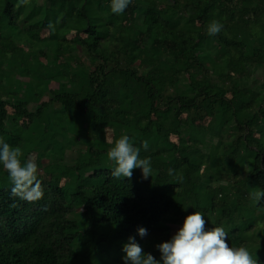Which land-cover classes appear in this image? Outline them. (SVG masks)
Here are the masks:
<instances>
[{"label":"trees","instance_id":"16d2710c","mask_svg":"<svg viewBox=\"0 0 264 264\" xmlns=\"http://www.w3.org/2000/svg\"><path fill=\"white\" fill-rule=\"evenodd\" d=\"M109 3L30 0L24 5L20 0H0V88L7 91L0 93V105L18 101V105L46 107L58 102L66 109L96 113L98 118L107 111L117 119L121 108L130 107L138 121L156 122L158 115L170 109L154 105L155 95L175 89L190 60L200 65L197 48L209 54L223 49L235 66H241L239 71H222L223 63L215 61L214 73L224 74L218 83L224 92L215 95L223 105L218 131L230 125L232 131L224 139L231 149L215 147V154H209L228 155L232 173L228 192L234 189L264 210V199L259 203L253 199V193L264 190V44L246 46L251 38L264 40V0H132L119 15L110 11ZM171 16L176 17L174 25ZM213 20L222 23L223 29L209 36L206 29ZM240 29L248 34L244 43ZM244 47L253 52L248 63L237 56ZM228 75L233 77L229 82ZM215 96L201 94L207 103ZM143 129L148 130V123ZM198 168L195 164L191 169ZM111 171L95 170L93 177L104 174L114 181ZM238 174H243L241 179ZM40 182L43 196L34 202L13 195L11 186L0 188V264H69L74 257L77 221L69 215L75 204L61 186ZM161 182L175 185L173 180ZM200 185L198 194L203 192ZM216 187L222 189L220 183ZM91 189L93 195L84 201L82 188L73 199H81L85 209L98 211L96 219L115 223L120 234L141 241L136 229L144 227L143 238L157 245L164 242L163 232L170 239L181 226L170 223L168 216L176 202L171 205L161 188L137 187L133 176L126 183L108 182ZM205 195L197 211L206 220L216 205ZM163 217L159 236L153 228ZM236 219L244 222L241 213ZM223 228L228 236L234 234L230 225ZM109 254L119 256L118 251ZM256 256L258 264H264V255Z\"/></svg>","mask_w":264,"mask_h":264},{"label":"rangeland","instance_id":"374dc122","mask_svg":"<svg viewBox=\"0 0 264 264\" xmlns=\"http://www.w3.org/2000/svg\"><path fill=\"white\" fill-rule=\"evenodd\" d=\"M170 18L174 25L176 17ZM1 25L7 28L6 21ZM240 34L243 35L242 43L246 42L248 34L244 29H240ZM262 44L264 40L251 38L246 46ZM213 48L211 46L212 50ZM252 53V49L247 50L244 47L237 56L243 63H248ZM228 58L223 49L219 53L215 50L213 54H209L203 48H197L200 65L190 60L188 67L184 66L179 74L176 88L166 89L155 95L154 105L159 108L168 106L170 109L166 114L158 115L156 122L147 118L138 121L134 109L130 107L121 108L118 114L120 118L117 119L112 118L107 111L98 118L96 113L78 112L76 108L66 109L58 102L46 107L38 103L18 105V101L0 105V137L12 147L22 149V162L30 156L35 157L39 168L37 179L61 186L65 189L69 202L75 204L69 216L77 221L74 231L78 232V238L72 244L74 257L69 264H124L122 246L127 243L130 235L120 234L115 223L96 219L99 217L98 211L85 209L81 206V199H73V194L79 188L83 189L84 201L93 195L92 187L108 182H128V178L123 177L109 181L104 174L93 177L95 170H112L113 164L107 158V151L112 147L108 140L119 138L122 133L128 134L137 145L143 140L148 141V150L141 149L140 158H150L152 175L143 179L141 170L134 169L133 183L137 187L161 188L171 205L176 202V207L170 208L168 213L170 223L181 225L187 215L197 211L200 199L196 187L201 184L200 189L212 197L216 205L212 208L213 213L206 216L207 229L230 225L234 230V234L228 236L230 246H244L256 258L257 254L264 255V210L258 209L253 200H247L235 193L234 189L228 192V181L232 180L226 157L228 155L218 152L213 156L216 148H228V152L231 149L224 137L232 128L227 124L218 131L217 124L216 127L212 126L213 117L210 115L212 111L223 106L221 99L215 96L219 95V78L224 75L214 73L216 59L223 63L222 71H239L241 68ZM7 72L5 77L9 74ZM187 72H193L200 78H190ZM260 73L262 74V70ZM232 78L228 75L226 79L229 82ZM62 88L64 86L61 84L59 89ZM205 88L210 89L212 94ZM5 89L0 88L1 95L7 92ZM200 93L215 97L211 103H207ZM171 97L173 98L170 99ZM41 100L42 96L39 97V101ZM145 123H148L147 131L143 129ZM195 164L199 168L190 170ZM242 176L243 174H238L237 179ZM171 180L175 182L174 186L161 182ZM219 183L222 189L216 187ZM9 186L8 174L3 165H0V188ZM203 203L204 201L199 202L201 206ZM237 213L243 215L244 222L236 219ZM161 220L154 224L155 231L153 228V232L159 236L163 232L165 217ZM160 239L167 241L169 237L163 232ZM136 241L145 253H151L157 260L160 259L155 242L148 238H142L141 241L139 238ZM113 251H118L119 256H111L109 253L112 254Z\"/></svg>","mask_w":264,"mask_h":264},{"label":"clouds","instance_id":"9594fccd","mask_svg":"<svg viewBox=\"0 0 264 264\" xmlns=\"http://www.w3.org/2000/svg\"><path fill=\"white\" fill-rule=\"evenodd\" d=\"M28 5L30 0H20ZM132 0H110L109 8L113 14H122ZM51 23L49 28H51ZM223 24L213 20L207 25V35L220 33ZM112 145L107 151V158L112 162L111 175L114 178L131 179L133 170L139 168L143 179L152 175L150 158H140L141 149L147 151L149 143L143 140L139 145L132 138L122 133L119 138L109 139ZM20 147H12L3 137H0V165L8 174L11 192L20 199L34 202L42 198L43 188L37 179L39 168L35 157H28L23 162ZM172 170H169V174ZM253 199L259 203L264 199V190L253 193ZM206 220L202 213L194 211L187 215L179 229L167 241L155 247L160 253L157 260L151 253H145L136 239L129 236L127 243L122 246L124 264H258V260L246 247L229 245L228 233L223 227L206 229ZM137 234L143 238L147 229L138 227Z\"/></svg>","mask_w":264,"mask_h":264},{"label":"crops","instance_id":"0c3cea01","mask_svg":"<svg viewBox=\"0 0 264 264\" xmlns=\"http://www.w3.org/2000/svg\"><path fill=\"white\" fill-rule=\"evenodd\" d=\"M188 74H189L190 78L195 77V78H197V80L200 78L199 76L194 75L193 72H190V73H188ZM212 87H213V85H212ZM217 89H218L217 92L219 93V95H220L222 92H224V91L222 90V88L219 87V85H218ZM205 90L208 91L210 94H212V91H211L210 89L205 88ZM221 110H222L221 107L218 108V111H217L216 114L214 115V118H213V126H214V127H216V124L218 125V123L220 122ZM190 170L195 171V169H190ZM197 171H198V170H197ZM198 198L200 199V201H204V200L206 199V195H205V193H203V192L199 193V194H198Z\"/></svg>","mask_w":264,"mask_h":264}]
</instances>
